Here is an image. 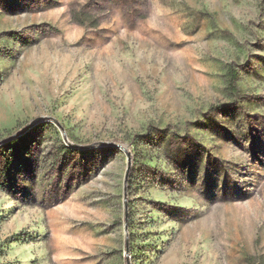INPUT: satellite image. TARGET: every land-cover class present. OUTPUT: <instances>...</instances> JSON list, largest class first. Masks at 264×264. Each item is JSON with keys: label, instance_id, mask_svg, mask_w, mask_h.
<instances>
[{"label": "rangeland", "instance_id": "1", "mask_svg": "<svg viewBox=\"0 0 264 264\" xmlns=\"http://www.w3.org/2000/svg\"><path fill=\"white\" fill-rule=\"evenodd\" d=\"M0 264H264V0H0Z\"/></svg>", "mask_w": 264, "mask_h": 264}, {"label": "trees", "instance_id": "2", "mask_svg": "<svg viewBox=\"0 0 264 264\" xmlns=\"http://www.w3.org/2000/svg\"><path fill=\"white\" fill-rule=\"evenodd\" d=\"M228 77H229V89L231 90V91H235L236 90V87H235V82H236V80H237V74L236 73H234V72H229V74H228ZM18 141H16V143H17Z\"/></svg>", "mask_w": 264, "mask_h": 264}, {"label": "water", "instance_id": "3", "mask_svg": "<svg viewBox=\"0 0 264 264\" xmlns=\"http://www.w3.org/2000/svg\"><path fill=\"white\" fill-rule=\"evenodd\" d=\"M114 146H115V147H118V148H120V149L125 150V149H124L122 146H120V145L115 144Z\"/></svg>", "mask_w": 264, "mask_h": 264}]
</instances>
